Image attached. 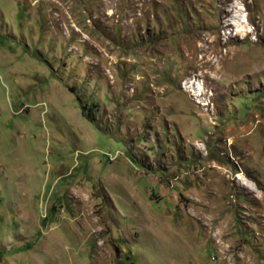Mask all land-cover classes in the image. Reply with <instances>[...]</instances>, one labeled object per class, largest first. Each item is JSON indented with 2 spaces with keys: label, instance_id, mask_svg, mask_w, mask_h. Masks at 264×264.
<instances>
[{
  "label": "rangeland",
  "instance_id": "rangeland-1",
  "mask_svg": "<svg viewBox=\"0 0 264 264\" xmlns=\"http://www.w3.org/2000/svg\"><path fill=\"white\" fill-rule=\"evenodd\" d=\"M0 264H264V0H0Z\"/></svg>",
  "mask_w": 264,
  "mask_h": 264
},
{
  "label": "bare ground",
  "instance_id": "bare-ground-1",
  "mask_svg": "<svg viewBox=\"0 0 264 264\" xmlns=\"http://www.w3.org/2000/svg\"><path fill=\"white\" fill-rule=\"evenodd\" d=\"M230 23H232L231 21H229ZM244 184L247 185V186H250V184L246 181H244Z\"/></svg>",
  "mask_w": 264,
  "mask_h": 264
}]
</instances>
